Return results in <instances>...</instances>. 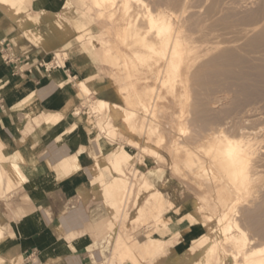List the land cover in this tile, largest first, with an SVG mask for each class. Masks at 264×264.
<instances>
[{
	"label": "bare ground",
	"instance_id": "6f19581e",
	"mask_svg": "<svg viewBox=\"0 0 264 264\" xmlns=\"http://www.w3.org/2000/svg\"><path fill=\"white\" fill-rule=\"evenodd\" d=\"M38 1L40 0H0V30H6L11 21H17L19 28L21 30L24 29L26 36L30 39L32 38L45 45H51L55 38L60 42L53 31L46 25L42 16H32L30 14V7ZM95 1L100 7L97 8L99 18L101 20L110 18L113 20L112 23H115L116 25L118 20V18H116L117 0ZM130 1L131 0L123 1L126 9L130 8ZM141 1L146 2L145 0ZM157 2V7L154 6L156 9L152 6L155 10H153L148 3L146 4L147 15L145 16V20L148 30L145 32L146 34H144V38L149 40L148 36L152 33V35H155L154 37L156 41L154 42L153 40L152 42H147L145 46L147 47L148 53L145 52L144 54L139 55V57L142 60H147L148 57L150 58L153 56L152 53L159 54L163 60L160 69L161 82L165 84L169 81L172 85L174 82H179L183 86L182 88L184 89V92L182 91V94L186 92L184 94L186 95V99L180 102L183 103V116L181 115L182 118L180 120L178 118V131L183 137H186V139H191L189 140L190 142H193V139H198L197 143L201 141L211 143L212 146L209 147V153L211 155L214 153L217 154L212 148L214 147L217 149L220 155L221 167H224L227 172L228 187L236 194L232 203L225 205L223 212L218 217V223L221 226L219 233L223 242L220 243L215 240L216 238H213L211 235L215 230L210 229V232L204 234L196 241V246H193L190 252L193 253L197 249H202L211 256L213 255L214 250L218 247L220 248V254L226 264H264V245L250 247L251 238L249 237L247 228L244 229L245 227L242 224L244 217L242 218L243 221H240L239 219L240 212L242 216V201L244 199L247 200V198L252 195L256 196L255 198L253 197V200L257 199L258 201H256L258 204L254 203L256 201L249 202L255 204L257 207H255L256 211L258 206H260L262 210L258 209L261 212H256L253 216L250 214L251 217L249 215V218L253 219L251 221L254 223V228L256 229L257 234L264 236V110L261 108V104L264 102L259 103L261 105L260 107L257 106L258 103L256 106H250L251 108L249 107L246 114L247 116H245L243 111L244 114L241 116L244 115L246 117L243 121H240L239 118V115L242 113L240 108L238 110H240L241 113L235 114H238V117H236L237 119L239 118V122L237 119H233L235 115L231 118L235 122L229 120V117L226 118L225 122H222L224 121L223 117H221L222 121H220L221 119L219 120L218 118L220 117V114H216L220 111L219 109L221 107L217 112V105H214L217 104L218 101V104H221L220 101L222 100H219L218 96H213L211 92L215 88V85L211 84L212 80L217 79L215 81L224 84L225 80L228 78L231 79L230 83L233 82L232 80H236L237 83H239L240 87H238V84V86L236 84L234 85L240 89L243 96L245 94L247 95L245 97H248L246 100L250 105L251 102L254 103L259 100H264V0H157ZM167 3H169V5L173 3L177 9H174L172 6L173 4H171V9L165 8V5L168 6ZM64 5L69 8L73 6L82 8L83 2L81 0H64ZM48 6L58 9L61 6V0H49ZM186 12L187 15H184ZM86 19L87 18H85V14L83 13V19L75 22V27L78 30L76 40L79 42L81 52L85 55L84 59L76 63L79 70H82L81 67L84 62L108 61L110 58H117L114 54L116 42L112 39L108 41L101 39V34L97 31V28L101 27L100 23L92 26ZM239 26L242 28L240 29ZM33 27H35V29H33ZM120 27L122 26L117 24L114 28L115 31L111 29L110 32H116L119 34L121 30ZM195 27L199 28L198 30H202V28H214L216 30L218 27L219 29L221 27L223 30L229 28L233 30L235 27H239L241 32L240 35L247 38V42L245 41L246 46H249L250 49H253L254 51L257 49L256 52L260 54L256 56V59H259L261 62L255 63L253 61L258 62V60L254 59L252 61L249 59V56H246V54L239 53V49L245 44L239 46L233 44V42H237V40H240L241 38L243 40V37L240 39L237 38V40L233 39V37L232 40L229 41H220L222 40L220 37L219 41H214L215 37L210 38L209 35H207L208 32H204V29L202 32L207 34L195 36L194 33H192V30ZM197 32L195 31V33ZM9 34L11 35L13 32ZM69 42L70 41L65 44L67 45ZM229 42H232V44H227ZM249 47H247L248 49L246 48L247 51L244 49L245 53L250 50ZM243 48L241 49L242 52H244ZM251 55H253V53ZM58 56L61 57V61H59L61 64L60 66H65L63 65L64 61L62 60V55L58 53ZM252 58L254 57L252 56L251 59ZM114 61L115 60H113V62ZM223 75H225V77L222 79L220 76ZM10 82V76L3 78L2 82H0V85L3 83V86H0V88H6L9 86ZM103 83H106L105 80L97 81V79H92L88 82L84 80L78 81L76 84L78 95L74 97L68 105L63 108V110L67 112L79 99L86 100L87 104L91 103V87ZM174 85L173 88H176L175 83ZM200 87L203 91L199 90ZM230 87L232 88L233 85ZM123 88V86L121 87L117 85L114 92L118 97L122 95V97L127 100L128 96H125L122 91ZM224 89L226 90V88ZM148 93H150L149 90ZM22 94L24 96H21V98H19L17 92L10 95L9 100L12 102L10 104L11 108L17 112L24 107H28L33 112L35 106H37L35 92L30 91V86L23 85L21 88V95ZM154 94L158 95L157 91ZM156 95L151 99L150 94H148L151 100L149 102H147L148 100L142 102L143 108L149 113H152L158 107V96ZM243 100H245V98ZM247 101H244V104H246ZM235 104L237 105V103ZM247 105L248 104L245 105L246 109L248 107ZM240 106L243 108L242 104ZM237 107L238 105L235 108ZM88 111H90L89 114L91 115L97 111L102 115L100 116V119H95V125L100 133H107L100 143L103 152L111 151V141H114V139L120 136L123 131L130 134L127 136L129 141L126 144L134 146L132 143L136 142L135 144L140 145V150H142V152L149 148L145 143H137L139 140L136 139L135 136H139L140 138L143 137L147 140L155 131V128L151 123H147L144 125V136L140 134L143 125L141 128L136 122V111L131 110L130 112H127L123 107V104L103 98L97 100L95 106L89 104ZM214 113L218 116L217 118L221 123L217 121ZM76 114H81V117L84 120H91V116H89L88 113L82 114L79 109ZM106 115L112 117L113 120L102 122ZM28 116L29 115L26 114L22 119V122L26 121L25 119ZM61 117V112L49 115L43 114L36 117L35 122L40 123L41 121H45V124L52 125L59 123ZM119 119L122 121V125L116 123V120ZM214 119L218 122H215L218 124V126L216 125L217 127L214 126ZM202 125L207 126L205 129H202L203 131L200 133L201 130H196V128H202ZM193 128L195 132L199 131L201 135H198V132L194 135V132L192 133V131H194L192 130ZM235 130H237L239 134H234V132H236ZM57 137L59 138L60 136ZM25 142L26 139L20 140V147L17 148L12 144V141L8 137L0 134V197L7 196L12 193L14 189L24 186L30 181L31 177L41 170L40 166L34 167L31 165L30 157L33 153L24 146ZM180 144L185 148L190 147L188 144L184 145L185 143L178 142V150L180 149ZM197 148L190 147L189 151L187 150V152H190L188 153L190 154V157L184 161L189 169L192 163L194 164V162L200 161V159L197 158V156H199ZM134 158V154H132L126 147L121 146L118 149L111 151L109 159H107V156L104 157L105 165L103 170L100 169V164L97 163L94 167L93 173L95 176V182L99 184V187L95 190V196L103 198L107 203L112 222L114 223L112 232L114 233L115 230L117 231L116 237L118 236V239H115L114 246H116L113 250L114 253L112 254L115 258L122 259V262L138 264V262L141 261V259H139L140 257L144 258L152 256L156 250L162 246V242L152 241L150 244L142 248V250L144 249L143 256L141 255L138 257V255H136L137 252H135L137 244L131 242V240H124V237L126 236L124 229L129 227V224L131 225L132 222L146 223L152 218H157L158 215L155 214V209L157 207L154 204L156 199L158 200V203L161 204L173 205L174 203L165 196L161 190L155 191L153 183L147 176L142 183L141 190L150 191L152 194L148 201L149 206L151 205L152 207V213H148L143 206L130 211L131 200L135 194V181L130 177L127 169L129 168V164H132ZM181 162L182 161H178L176 163L177 170L186 167L183 166L182 168ZM183 163L184 162H182V164ZM74 165L75 162L72 159H66L61 163V167L65 174L71 172L74 169ZM107 176L110 178L107 179ZM133 176L135 177V175ZM245 193L248 194L247 197H244ZM249 202L248 204L250 205ZM197 209H199L198 205H196V210ZM133 212L137 215L131 218ZM243 212L244 214L246 213V211ZM249 218L247 217L245 220H248ZM246 223L249 224V226L252 224L251 222ZM254 228L252 227L251 229L254 230ZM4 236H6V233L3 227L0 226V240ZM22 256L23 255L18 249L9 250L7 253L8 259L12 261H18Z\"/></svg>",
	"mask_w": 264,
	"mask_h": 264
},
{
	"label": "crops",
	"instance_id": "0c3cea01",
	"mask_svg": "<svg viewBox=\"0 0 264 264\" xmlns=\"http://www.w3.org/2000/svg\"><path fill=\"white\" fill-rule=\"evenodd\" d=\"M63 9V6L55 9L40 4L38 7H30V14L42 16L58 40L68 42L71 41L70 35L75 28L61 23V20L50 19V13L66 19L61 14ZM11 32L13 34L10 35ZM3 39L14 43L15 55H18L21 70L25 72L17 73L16 77L20 78L32 71V74L27 75L28 81H23L24 84L19 82L16 90L9 93L17 92L21 98L24 96L21 95L23 85L30 86V91L35 92L37 106L33 112L24 107L17 111L21 113H17L9 102L8 109L0 111V134L8 137L17 148L20 147L19 141L26 139L24 146L33 153L30 157L31 165L41 167L40 172L31 177L21 190L25 200L20 198L19 202L17 199L11 202V233H14L12 236L16 235V240L5 248V255L9 250L18 249L27 258L36 257L38 264H131L122 262V259L115 258L112 254L116 246L115 239H118L117 231L112 232L114 223L107 203L103 198L95 196L99 184L94 180V167L99 163L103 170L104 157L109 159L111 151L103 152L100 146L102 140L91 135L89 126L74 116V109L80 104V99L67 112L63 110L78 95L72 81L67 78L72 73H77L73 76L74 79L86 81L85 76H92L95 70L88 71L91 65L79 70L76 66L80 62L78 59L67 70L62 69V66L49 71L43 69V72L37 67L36 71L32 67L24 69L28 64L46 62L59 42L55 38L51 45H45L30 39L15 21H11L6 30H0V41ZM7 76V69L0 62V80ZM94 79L103 80L100 76ZM106 86L107 83H103L95 89L100 90ZM101 96L113 101V97L117 95L112 90H104ZM60 112L63 119L57 124L35 122V118L43 114ZM26 114L29 116L22 122ZM73 125L76 126L75 129H71ZM66 159H72L75 165L71 172L65 174L61 163ZM146 172L153 185L173 201L174 205L159 217L139 225L133 224L129 228L131 236H125L124 240L137 244L138 256H143L142 248L152 241L162 242L160 249L140 264H226L220 252L211 256L202 249L190 252L196 240L206 231L203 215L196 210L191 190L181 185L175 175L164 171L159 163L148 167ZM147 198L148 194H141L139 202L148 213H152L151 205L146 202ZM134 202L135 199L131 208ZM154 204L157 207L156 201ZM16 209L22 213L19 221L14 220L15 215L19 216ZM23 209L30 210V213L23 214Z\"/></svg>",
	"mask_w": 264,
	"mask_h": 264
},
{
	"label": "rangeland",
	"instance_id": "374dc122",
	"mask_svg": "<svg viewBox=\"0 0 264 264\" xmlns=\"http://www.w3.org/2000/svg\"><path fill=\"white\" fill-rule=\"evenodd\" d=\"M81 1L83 2L82 8H78V6L77 7L73 6V7L69 8L66 5H64V0H61V6L60 7H62V6L64 7V9L61 11V14L66 16V19H63L61 17L56 16L53 13H50V15L52 16V18H50V19H52V20L54 19L55 21L61 20L60 21L61 23L64 22L66 24H69L72 29L75 28V31L73 32V34L70 35L71 41L69 42V44L66 45L65 44L66 42L61 40L59 42L58 46L53 49V54H52L51 58H49V57L46 58V62H44L45 65H40V63H34L31 65L28 64L26 67H24V69L27 67H32V68H34V71H36V67H37V69L40 70L41 72H43L44 70L49 71L50 70L49 66H52V59H53L54 54H56V56H57L58 63H59V61H61V57L58 56V53H59L60 55H62V60L64 61L63 65H65V66H63L62 69L67 70V67L69 65H71V64L74 65L75 61L77 62V59L79 61V60H82L85 58V55L80 50L81 48L79 46V42L76 40V37H75V34L76 35L78 34V30L75 27V22L83 19V13H84L85 18H87L86 20L89 22V24L91 23L92 26L94 24L97 25L98 23H100L101 27H98L97 31L99 34H101V39H104L107 41L112 39L116 42V47L114 48V54H115V56H117V58H113V59L110 58L111 60L109 59L108 61L84 62L83 63V65L81 67L82 70H83V68H85L88 65H91L88 69L89 72L92 70H95L94 74L92 76H89V75L85 76L87 79L86 81H89L90 79H94L97 76H100L107 83V86L104 87L103 89H100V90L95 89L98 85L91 87L92 94H91L90 98L92 99V101L89 104L95 106L97 100L101 99V97H102L101 96L102 91L112 90L114 92V89L116 90L117 85H119L121 87L123 86L124 88L122 91L124 92L125 96H128L127 100L124 99V97H122V95H121L120 97H118V96L113 97V101H116V102H119L120 104H123V107L126 109L127 112H130L131 110H134L137 112V116H136L135 120L141 126V128L143 125V128L142 129L140 128L141 129L140 134L143 135V131L145 130L144 125L147 123H151L152 126L155 128V131L152 133L150 138H148L147 140L143 137L140 138L139 136H135L136 139L139 140V142H137V143H140V144L145 143L146 145L149 146V148L143 150V152H142V150H140V145L135 144L136 142L132 143L134 146L126 144L129 141L127 136L130 134L128 132H125V131L121 132L122 134H120V136L116 137L114 139V141H111L112 142L111 151L118 149L121 146H124L132 154L135 155V158L132 161V164L131 165L129 164V168L127 169L130 177H132V179L135 181V194L131 200V203L133 202L134 199H135V202H134L133 208L130 207V211L132 209L136 210L138 207L142 206V204H140V202H139V200H140L139 196L141 194H148V198L146 200V202L148 203V200H149V198H151L152 194L150 191H142L141 190L142 189V183H143L144 179L147 177L146 171H147L148 167H150L153 164L159 163V165L163 168L164 171L166 170L169 173L175 175L179 179V181H181V183H180L181 185H183L186 188H189V190H191L193 197H194V200H195V203H194L195 207H196V205H198L199 209H197V211L203 215V224H205L204 226L206 228V231L204 234L210 232V229H214L215 231L212 232L211 235L213 236V238H216L215 240L222 243L223 239L219 233L221 226L218 223V217L223 212L225 205L232 203L233 199L236 197V194L234 193V191L231 188L228 187L227 172H226L224 167H221V160L219 158L220 155H219L217 149L214 147L212 148V150H214V152H217V154L214 153L213 155H211L209 153V149H210L209 147L212 146L211 143H209L207 141H201V142L197 143L198 139H193L192 140L193 142H190L189 140H191V139H186V137H183L181 135V133L178 131L179 130L177 127L179 125L178 118L180 120L183 116V111H182L183 110V105H182L183 103H180V102H182V100L186 99V95H184L186 92L182 94V91L184 92V89L182 88L183 86L179 82L178 83L174 82L176 84V88L175 87L173 88V86H175L174 83L172 85L169 81L166 82L165 84L161 82L160 69L162 67L163 60L161 59L160 55L157 53H152L153 54L152 57H150V58L148 57L147 60L144 59L146 61L142 60L139 57V55L144 54L145 52L148 53L147 47L145 46V44L147 42H149V41L152 42L153 40H154V42L156 41L155 37H154L155 35H152V33H151V35L148 36L149 40H146L144 38V34H146L145 32L148 30L147 23L145 20L146 19L145 16L147 15L146 14V4L148 3L150 5V7L153 9L154 6L158 5L159 1L157 2V0H145L146 2H142L141 0H131L130 1V8L126 9L124 4H123L124 0H117L116 18H118V20H117L116 25L118 24V25L122 26V27H120L121 30H120L119 34L116 32H114V33L110 32V30L111 29L114 30V28L116 26L115 23H112L113 20H111L110 18H107V17H106L107 19H105V20H101L99 18L97 8H100V7L95 0H81ZM48 3H49V0H40L38 2H35L34 5L31 7H38L40 4L48 6ZM167 4H168V6L165 5L164 7L167 9H171L172 8L171 4H173V3H171L170 5H169V3H167ZM172 6L174 7V9H177V7L174 6V4ZM155 9H153V10H155ZM48 13L49 12H47V14ZM184 15H187V12ZM15 22H17V21H15ZM239 27L238 28L235 27V29H233V30L231 28H229L227 30L226 29L223 30L221 27H220V29L218 27L219 30L216 29L217 31L214 28H212L213 30L209 29V28L208 29L202 28V30H198L199 28L195 27V28H193L194 32L192 30V33H194L195 36L196 35L202 36L203 34H207V33L202 32L204 29V32H208L207 35H209L210 38L215 37L214 41H219L220 37L222 38V40H220V41H223V40L229 41V40H232L233 37H234L233 39L237 40V38L240 39L241 37H243V35L242 36L240 35L241 32L239 30ZM241 28L242 27H240V29ZM195 31L196 32L198 31L197 32L198 34L195 33ZM209 32L211 33V35ZM216 32L219 35H217ZM220 32H221V34H220ZM233 32L235 33V35ZM222 35H223V37H222ZM246 39L247 38L243 37V40L241 38L240 39L241 41L237 40V42H233V44L241 46V44H245L247 42ZM238 41L240 42V44ZM227 44H232V42H229ZM243 47H241V48L239 47L240 48L239 53L246 54V56H249L250 57L249 59L252 61L254 59H256V56L258 54H260V53L256 52L257 49H255V51L252 49L253 50L252 51L249 46H246V44L243 45ZM247 47H249V49L251 50L250 53L251 54L253 53V55H251L249 53L250 50L247 52L248 54L245 53V50ZM242 48H243L244 52H242V50H241ZM15 54H17V53L15 51V45L13 42H11L10 40H7V39H5V40L3 39L0 41V62L2 63V65H4L6 67L7 72L9 73V76L11 78H14L13 81L11 80L8 87L0 88V111L8 109L9 102H10V104L12 103L9 100L10 95L12 93H9V91L11 92L12 90H15V88L17 87L19 82L28 81L27 75L32 74V71H29V73L27 72L28 73L27 75H23L20 78L16 77L17 73L20 74V73H25V72H24V70H21V61L17 60L18 55H15ZM252 56L254 58L251 59ZM113 60H115V61L113 62ZM256 60H258V62L257 61H253V62H255V63L261 62L259 59H256ZM59 65H61V64L59 63ZM236 66L239 67L238 65H236ZM236 66H235V68H236ZM53 68H55V67H53ZM57 68H59V66ZM238 69H240V68H238ZM71 70L73 71V69H71ZM76 75H77V73H72V75H70V78L69 77L67 78V79H70L72 81L71 84L74 86L75 91H77L76 84L78 81H80L79 79H74L73 76H76ZM220 77L223 79L225 77V75L220 76ZM2 80H0V82H2ZM215 80H217V79H214L211 82V84L215 85V88H214L215 90L213 89L214 92L213 91H211V92H212L213 96L214 95L216 97L218 96L219 100H222V101H220L221 104H218L219 101L217 104H214L215 106L217 105L216 106L217 112L220 110L219 111L220 113L215 112L216 114H220L219 115L220 117H218L215 113H214L215 115L214 114L213 115L215 116V118L218 117L219 120L221 119V117H223L224 121H222V119L220 121L225 122L226 118H228V117H229V120H232L231 118L236 113H239V114L241 113L240 110L242 111V113L239 115L240 116L239 118H240V121H243L246 118L245 116H247L246 114H247L250 106H256V104L258 103L257 106L260 107L262 105L264 107V105H263L264 100L263 101L259 100V101L254 102V103L251 102V105H250V103L246 100V99H248V97L247 98L245 97L247 95L245 94L243 96V94L240 92V89L238 88V87H240V85H239V83H237L236 80H232L234 83L233 82L230 83L231 79L227 78L225 80L224 84L222 82H217ZM235 81H236V83H235ZM253 81H255V80H253ZM220 83H222V84H220ZM225 83H227V84H225ZM218 84L220 87L222 85L223 86L220 88L218 86ZM230 84L233 85L232 88L230 87L231 86ZM234 84H236V85L238 84L239 86L237 85L238 86L237 87ZM99 85H101V84H99ZM0 86H3V83ZM126 87H127V89H126ZM216 87H218V88H216ZM224 88H226V90ZM151 89L153 90V92ZM235 89H237V90H235ZM148 90L150 93H148ZM199 90L203 91V89L201 87L199 88ZM156 91H157L158 95L154 94V93H156ZM77 93H78V91H77ZM194 93H195V91H194ZM114 94H115V92H114ZM148 94H150L151 99L155 95L158 96V98H157L158 107L156 106L157 108L152 113H149L148 111H146L142 105V102H146L145 100H148L147 102H149L151 100L150 97L148 96ZM238 94L243 96L245 98V100H243L244 98L239 96ZM6 95H7V99H6ZM220 96H222L223 98ZM225 97H226V99H225ZM240 98H241V101H240ZM80 101H81L80 104H78L77 108L74 109V111H75L74 116L77 119L85 122V124H87V126H89V128L92 131V133H90L91 135L96 136L100 140H103V138L105 137V135L107 133H103L104 134L103 135L102 133H100V131L98 130V128L95 125V119H97V120H98V118L100 119V116H102V115L100 114V112L97 111L96 113L92 114L93 115L92 116L91 114H89L91 110L88 111L89 104L86 103V100L81 99ZM244 101H247V103L245 102L246 104H248L247 109L245 107L246 104H244ZM260 101H262V102H260ZM233 102H234V104H233ZM235 103H237V105H238L237 108H235L237 106ZM259 103H263V104L260 105ZM241 104H242L243 108L240 106ZM253 104H255V105H253ZM181 106H182V108H181ZM262 106H261V108L264 110V108ZM227 107H229V108H227ZM244 108H245V110H244ZM78 109L82 114L88 113L89 116H91V120H89V121L84 120L81 117V114H76ZM238 109H240V110H238ZM235 111H237V112H235ZM243 111L245 113V116L244 115L241 116L242 114H244ZM180 112H181V114H180ZM237 115H235V117H233V119L236 120L238 117ZM218 118H217V121L219 123H221L218 120ZM62 119H63V114H62L61 120ZM109 120H113V118L109 117V115L108 116L106 115L105 119L102 122L109 121ZM215 120L216 119L213 120L214 123L217 122ZM232 121H234V120H232ZM238 122H239V120H238ZM116 123L118 125H122V121L120 119L116 120ZM216 125L218 126V124L215 123L214 126L217 127ZM206 126L202 125L201 126L202 128L199 127V128H196V130L197 129L201 130L200 131V133H201L203 131L202 129H205ZM75 128H76V126L73 125L71 129H75ZM192 130H194V128ZM235 131L236 132H234V134L235 133L239 134L237 132V130H235ZM193 132H194V135L196 134V132H198V135H201L199 133V131L195 132V130H194V131H192V133ZM188 138H189V136H188ZM178 142L185 143L184 145L188 144V146L193 147V148H197V146L200 145L197 148V150L199 151V153H198L199 156H197V158L200 159V161L194 162V164L192 163V165H191L192 169H191V167L189 169L185 165L186 159H188L190 157L189 156L190 154H188L190 152H187V150L189 151L190 147L185 148L182 144H180L179 145L180 149L178 150L177 149ZM138 155H140V156H138ZM178 161L184 162L183 163L184 165L181 162L182 168H183V166L184 167L186 166V167L184 169L177 170L176 163ZM196 163H198L199 165ZM194 167H199V168H194ZM202 168L205 170H203ZM133 173H135V174H133ZM133 175H135V177ZM263 178H264V176H263ZM24 186L14 189V191L12 193L8 194L7 196L0 197V226L3 227V229L6 233V236H4L0 240V264H25V263L38 264L36 257L27 258L25 256H22V258L19 259L18 261H12V260H9L8 257L5 255L6 254L5 248L10 247L11 242L12 241L15 242V240H16L15 239L16 235L12 236V234H14V233H11V220H10L11 219V213H10L11 202L15 199H17V202H19L20 198L23 201L25 200L24 194L21 193V190H22V188H24ZM136 188H138L137 193H136ZM154 190L157 191L159 189L156 188V186H154ZM247 195L248 194L245 193L244 197H247ZM251 197H252V199H251ZM253 197L255 198L256 196L252 195L249 197L250 199L247 198L248 201L246 199H244L242 201V216H241V212H240L239 215L241 218L239 217V219H240V221L244 220L242 222V224L244 225L245 228L244 227L243 228L244 229L247 228V232L249 233V237L251 238L250 247H257V246L264 245V236L261 234L260 235L257 234V231L254 228V223H253V221H251L253 219L252 218L250 219L249 215L251 214L253 216L256 214V212L260 213L261 211L258 209L262 210V208L257 205L258 209H257V211L255 210V207H256L255 204L256 203L258 204V202H257L258 200L257 199L253 200L254 199ZM249 201H253V202L256 201V202H254L255 204L253 202H251L252 203L251 204ZM146 202H145V204H146ZM248 202L250 203V205L248 204ZM156 203H157V208L155 209V212H156L155 214L158 215L157 217H159L161 215V213H163V211H165L167 208L172 207L174 205V204L171 205V204L158 203L157 199H156ZM16 210H15V212L19 213V216L15 215L14 220L19 221L22 218L21 217L22 213L20 212V210H17V211ZM22 211H23V214L30 213L29 212L30 210L23 209ZM243 211H246V213L244 214ZM247 213H248V215H247ZM243 214H244V216H243ZM135 215H137V214H135V212H133L131 218L134 217ZM251 215H250V217H251ZM247 217L249 219L245 220V218H247ZM191 218L195 219V217H193V215H191ZM242 218H243V220H242ZM246 222H248V223L251 222L252 223L251 226H249V224H247ZM133 224L139 225V224H141V222H137V223L132 222L131 225L129 224V227L124 229L126 232V236H131L129 233V228ZM252 227L254 228V230L251 229ZM194 246H196V242H195ZM227 248H229V247H227ZM159 249H157V250H159ZM217 252H220V248H218V247L214 250L213 254H215ZM138 257H140V256H138ZM147 258L148 257H144V258L140 257L139 259H141V261L138 262V264L145 261Z\"/></svg>",
	"mask_w": 264,
	"mask_h": 264
},
{
	"label": "built area",
	"instance_id": "2783aa9c",
	"mask_svg": "<svg viewBox=\"0 0 264 264\" xmlns=\"http://www.w3.org/2000/svg\"><path fill=\"white\" fill-rule=\"evenodd\" d=\"M41 65H45L44 64V62H42V63H40ZM60 67V65H59V63H58V60H57V58H56V54H54V56H53V59H52V66H49L50 67V69H52L53 67Z\"/></svg>",
	"mask_w": 264,
	"mask_h": 264
}]
</instances>
